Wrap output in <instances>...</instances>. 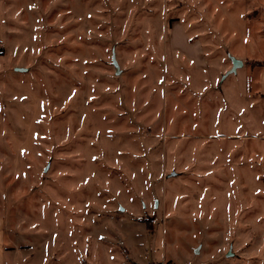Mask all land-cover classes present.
Instances as JSON below:
<instances>
[{"label":"rangeland","instance_id":"374dc122","mask_svg":"<svg viewBox=\"0 0 264 264\" xmlns=\"http://www.w3.org/2000/svg\"><path fill=\"white\" fill-rule=\"evenodd\" d=\"M4 264H264V0H0Z\"/></svg>","mask_w":264,"mask_h":264},{"label":"crops","instance_id":"0c3cea01","mask_svg":"<svg viewBox=\"0 0 264 264\" xmlns=\"http://www.w3.org/2000/svg\"><path fill=\"white\" fill-rule=\"evenodd\" d=\"M4 233L2 229V220L0 219V264H4L5 246H4Z\"/></svg>","mask_w":264,"mask_h":264}]
</instances>
